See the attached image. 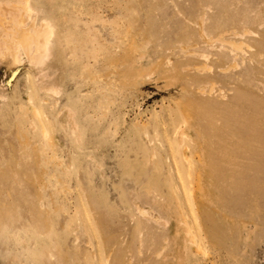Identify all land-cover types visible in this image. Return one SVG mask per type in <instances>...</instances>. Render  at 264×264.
<instances>
[{
	"label": "rangeland",
	"instance_id": "rangeland-1",
	"mask_svg": "<svg viewBox=\"0 0 264 264\" xmlns=\"http://www.w3.org/2000/svg\"><path fill=\"white\" fill-rule=\"evenodd\" d=\"M0 4V264H264V0Z\"/></svg>",
	"mask_w": 264,
	"mask_h": 264
},
{
	"label": "bare ground",
	"instance_id": "bare-ground-1",
	"mask_svg": "<svg viewBox=\"0 0 264 264\" xmlns=\"http://www.w3.org/2000/svg\"><path fill=\"white\" fill-rule=\"evenodd\" d=\"M1 3H2V2H1ZM18 3H19V1H18ZM0 5H1V4H0ZM14 5H15V4H14ZM14 5H13V6H14ZM18 5H19V4H18ZM24 5H25V4H24ZM21 6H23V5H21ZM23 7H24V6H23ZM27 7H28V6H27ZM29 7H30V6H29ZM20 8H22V7H20ZM24 8H25V7H24ZM12 9H13V8H12ZM16 9H18V8H16ZM17 11H19V10H17ZM9 12H10V11H8L7 13L11 16L12 13H11V12L9 13ZM12 12H13V11H12ZM19 12H20V11H19ZM16 14H17L18 18L21 19V18H20V17H21L20 15H22V11H21L20 13H17V12H16L15 15H16ZM18 14H19V15H18ZM27 14H28V13H27ZM2 15H3V14H2ZM4 15H5V14H4ZM9 15H8V16H9ZM19 16H20V17H19ZM0 17H3V16H1V13H0ZM15 17H16V16H15ZM15 17H14V18H15ZM22 17H23V16H22ZM26 17H27V16H25V18H26ZM10 18H11V17H10ZM12 18H13V17H12ZM14 18L12 19L14 22H15V21H16V23L19 22V19H17V18L14 19ZM23 18H24V17H23ZM7 19H8V18H5L4 20L8 21ZM0 20H1V18H0ZM27 20H28V18H27ZM13 21H11V22H13ZM25 21H26V20H25ZM1 22H2V21H1ZM4 22H5V21H4ZM9 22H10V21H8L9 26H10V24L12 25V23H11V22L9 23ZM14 22H13V23H14ZM21 22H22V20H21ZM16 23H15V24H16ZM26 23H27V22H26ZM26 23H25V24H26ZM2 24H4V23L2 22ZM15 24H14V26L12 25V27H16ZM19 24H20V23H19ZM19 24H18L17 26L20 27ZM22 24H24V23H22ZM25 24H24V26H25ZM6 25H7V24H6ZM47 25H48V24H46L45 26L47 27ZM22 26H23V25H22ZM1 27H2V26L0 25V28H1ZM5 27H6V26H4V28H5ZM24 28H26V27H24ZM31 28H32V27H31ZM1 29L3 30V28H1ZM11 29H12V28L8 29V28L6 27V30H11ZM18 29H19V28H18ZM18 29H17V30H18ZM29 29H30V28H29ZM19 30H20V29H19ZM30 30H31V29H30ZM30 30H29V31H30ZM0 31H1V30H0ZM4 31H5V30H3V35H4V37H5V34H6L7 39H9L10 37L8 38V36L10 35V32H11V31L8 33L9 35L7 34V32L5 33ZM33 31H34V30H33ZM247 31H248V30H247ZM34 32H35V31H34ZM235 32H236L235 30H226V31H224V32H220V36H221V37L219 36V37H220L219 40H214L216 37L213 39L214 35H209V34H207V33L205 32V30L201 27L200 35H201V38H203V39L205 38V40H207V39L209 40V41H206V42H208V43H212V44H215V43H217V42H220V43H221V42H222V43H223V42H226V41H227V40H226V36H233V35L235 34ZM12 33L14 34L13 30H12ZM15 33L17 34V32H15ZM30 33H31V32H30ZM35 33H36V32H35ZM35 33H34V34H35ZM18 34H19V33H18ZM31 34H33V33H31ZM3 35L1 36L2 38H4ZM11 35H12V34H11ZM14 35H15V34H14ZM14 35L11 36V38H10L11 41L8 40V41H9V42H8L9 44L7 43V40H6V43H7L8 46H9V45L11 44L10 42H12V41L14 40V42H12V45H13V46H12V45H10V46L13 47V49H14V46H15V48H18V49H15V50H16V51L18 50V51H19V54H20V51H23L24 53H26V51H25L26 49H24V47H23V46H24L23 42H22V44H23V46H22V45L20 44V42L17 40V38L15 37V36H18V35H15V36H14ZM20 35H21V36H22V35L24 36L23 33H22V34L20 33ZM240 35H241V34H240ZM26 36H28V34H27ZM41 36H43V35H41ZM235 36H236V35H235ZM18 37H19V36H18ZM30 37H31V36H30ZM2 38H0V39H2ZM27 39H28V38H27ZM34 39H36V38H34ZM45 39H46V37H44L43 40H45ZM212 39H213V40H212ZM19 40H20V39H19ZM25 40H26V39H25ZM30 40H32V39H30ZM3 41L5 42V39H3ZM3 41H2V42H3ZM23 41H24V40H23ZM40 41H42V39H41ZM46 41H48V39H47ZM233 41H234V40H233ZM243 42H244V41H243ZM32 43H35V41L32 42ZM32 43H31V44H32ZM39 43H40V42H39ZM42 43H43V44H42ZM42 43H41L42 45H46V46H48V44L44 43V41H43ZM230 43H231V42H230ZM235 43H237V42H235ZM238 43H239V42H238ZM238 43H237V46H238ZM245 43H247V42H245ZM245 43H244V44H245ZM247 44H248V43H247ZM4 45H5V43H4ZM235 45H236V44H235ZM5 46H7V45H5ZM5 46H3V44H2L1 41H0V52H1L2 50H4V47H5ZM8 46L5 48V50L8 48ZM37 46H38V45H37ZM237 46H236V47H237ZM11 47H10V48H11ZM43 47H44V46H43ZM232 47H233V46H232ZM242 47H244V46L242 45ZM19 48H20V50H19ZM237 48H238V47H237ZM240 48H241V46H240ZM251 48H252V47H251ZM11 49H12V48H11ZM13 49H12V51H13ZM32 49H33V47H32ZM39 49H40V48H39ZM45 49H46V47H45ZM238 49H239V48H238ZM5 50H4V52H5ZM28 50H29V52H30V49H28ZM46 50H48V51H47V53H48V52H49V49H46ZM46 50H45V52H46ZM8 51H9V48H8V50H7L6 52H8ZM31 51H33V50H31ZM37 51H38V50H37ZM41 51H42V50H41ZM41 51H40V53L38 52L40 55H41ZM43 51H44V50H43ZM195 51H196V50H195ZM195 51H193V52H195ZM23 52H22V53H23ZM34 52H35V54L37 55L36 50H35ZM34 52H32V53H34ZM245 52H246V51H245ZM2 53H3V51H2ZM9 53L12 54L13 52L10 51ZM14 53H15V52H14ZM24 53H23V54H24ZM32 53L30 52V54H32ZM47 53H46V55H43V54H44V52H43L42 55L45 56L44 58H46V56H48ZM202 53H204V52H202ZM202 53H201V54H202ZM243 53H244V52H243ZM4 54H5V53H4ZM4 54H3L2 56H3L4 59H5L6 56H4ZM16 54H17V53H16ZM23 54H22V56H23ZM35 54H33V55H34V59H35V57H36ZM39 54H38V55H39ZM199 54H200V53H199ZM201 54H200V55H201ZM204 54H206V53H204ZM244 54H246V53H244ZM0 55H1V54H0ZM5 55H7V54H5ZM12 55H14V54H12ZM12 55H11V56H10V55L7 56V57H10V63L12 62V61H11V57H15V56H12ZM25 55H26V54H25ZM33 55H31V56H33ZM42 55H41V56H42ZM200 55H198V56H199L201 59L209 60V55L206 56V57H205V55L203 56V54H202V56H200ZM17 56H18V57H19V56L21 57V55H17ZM28 56H29V55H28ZM203 57H204V58H203ZM16 58H17V57H16ZM21 58L23 59V57H21ZM21 58H20V60H21ZM26 58H27V57H26ZM31 58H32V57H31ZM18 59H19V58H18ZM29 59H30V58H29ZM34 59H33V60L30 59V60H32V62H34ZM27 60H28V59H27ZM35 62H36V59H35ZM17 63H18V62H17ZM13 64H15V63H13ZM206 64H207V63H206ZM10 66H11V65H10ZM236 66H237V64H236ZM11 67H12V66H11ZM210 67H211V68H209V64H207V68H208V70H206L207 72H206V71L204 72V71L202 70V71L204 72V75H205L208 79L211 78V75H212V74H213V75L215 74V71H214V69H213V66L210 65ZM237 68H238V67H237ZM201 69H202V68H201ZM205 69H206V68H205ZM227 70H229V69H227ZM227 70H224V71H227ZM213 71H214V72H213ZM203 72H202V73H203ZM213 89H214V83L211 85V89H210V91H209V94L213 93ZM200 91H201L202 93H205V92H206V89H205V88H200ZM43 129H44V128H43ZM180 142H181V145H182V141H181V140H180ZM182 146H183V145H182ZM185 151H186V150H185ZM202 155H206V152H204ZM200 162L203 164V167H204V168H207V169L209 168V163H207L206 161H203V160H200ZM189 170H190V169H189ZM205 170H206V169H205ZM205 172H206V171H205ZM209 172H210V171H209ZM198 174H199V173H198ZM209 174L211 175V173H209ZM199 175H200V174H199ZM210 175H208V173H207V177H206V178L210 181V182L207 184V186L203 183L204 181H206V179H202L200 176H199V178H198V182H197V183H199V184H198V188H197V187H195V188H197L198 191L200 192V195H199V197H198V200H199L200 202H202V201H206V200H210V197H208V196L206 195V193H208V192H206V190H204V187H205V186H206V187L211 186V187L213 188V180H212V178H211V176H213V175H211V176H210ZM195 176H196V175H194V174L191 175V170H190V172H189V179L192 181V179H194ZM197 176H198V175H197ZM202 177H204V176H202ZM195 179H196V178H195ZM223 179H224V178H223ZM211 180H212V181H211ZM196 181H197V180H196ZM226 181H227V180H226ZM226 181H225V182H226ZM223 182H224V180H223ZM223 182H221V183H223ZM231 182H232V181H231ZM226 183H227V182H226ZM223 184H224V183H223ZM204 185H205V186H204ZM195 186H196V183H195ZM192 187H194V186H192ZM225 187H226V186H225ZM206 189H207V188H206ZM195 191H196V190H195ZM211 191H212V190H211ZM190 192H191V191H190ZM199 192H198V193H199ZM205 192H206V193H205ZM196 193H197V192H196ZM190 194H191L190 197H191V199H192V202L198 203L197 200H196V198H195V195H194L193 193H190ZM209 194H212V192H209ZM212 201H213V200H212ZM198 204H199V203H198ZM190 236H191V235H190ZM173 242L175 243V241H173ZM193 242L197 243L198 246L201 247V244L198 243L197 240H193ZM177 251H178V250H177ZM114 252H115V251H114ZM128 252L130 253L131 251L128 250ZM173 252H174V251H173ZM161 253H162V252H161ZM178 254H179V253H178ZM109 257H110V256H109ZM126 259H127V258H126ZM109 260H110V258H109ZM109 260H107V261H109ZM153 260H154L153 262H156L157 264H160V263H161V264H167V263H168L166 257L163 256L162 254L159 255V256H155ZM181 260H182L181 257L178 255L177 259L175 260V263H176V264H182L183 261H181ZM126 262H127V261H126ZM129 262H130V261H129ZM118 264H120V261L118 262ZM122 264H126V263L123 262Z\"/></svg>",
	"mask_w": 264,
	"mask_h": 264
}]
</instances>
